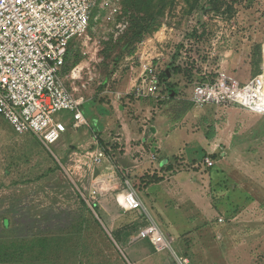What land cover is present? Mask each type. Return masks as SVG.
Masks as SVG:
<instances>
[{
  "label": "rangeland",
  "instance_id": "1",
  "mask_svg": "<svg viewBox=\"0 0 264 264\" xmlns=\"http://www.w3.org/2000/svg\"><path fill=\"white\" fill-rule=\"evenodd\" d=\"M69 51L63 76L84 102V126L74 129L72 114L62 112L68 131L48 146L16 134L0 116V264H182L171 248L157 251L136 238L149 218L143 210L124 211L112 192L118 154L134 153L143 140L131 135L148 126L165 102L185 140L201 148L189 159L181 153L165 163L155 154L150 157L151 165L159 166L154 176L135 179L121 171L122 187L129 188L125 178L138 188L139 178L188 173L203 183L207 196L213 194L212 204L217 189H229L232 210L226 221L237 233L232 239L243 244L233 261L264 264V198L257 194L260 203L250 200L243 192L249 186L238 185L264 178V170L259 175L255 169L264 155L256 151L253 127L245 123L242 108L199 107L193 93L196 81L221 72L243 82L264 74V0H95L88 30ZM147 64L156 68L159 89L143 96ZM148 104L151 117L143 113ZM123 128L127 135L119 141ZM213 143L227 145L217 154ZM100 150L102 161L96 159ZM209 157L235 165L231 174L220 165L209 167ZM247 199L255 200L253 208L240 210ZM202 215H195L200 226L213 225ZM187 225L194 228L195 222ZM186 236L176 238L174 249L192 264H206V252L194 259L195 244Z\"/></svg>",
  "mask_w": 264,
  "mask_h": 264
},
{
  "label": "built area",
  "instance_id": "2",
  "mask_svg": "<svg viewBox=\"0 0 264 264\" xmlns=\"http://www.w3.org/2000/svg\"><path fill=\"white\" fill-rule=\"evenodd\" d=\"M95 0H0V116L18 135H32L44 145L58 143L68 131L62 112L72 114L74 129L87 122L84 102L65 85L64 68L71 43L88 30ZM140 95L158 90L156 68L144 65ZM152 92V93H153ZM194 101L264 113V74L240 81L225 72L194 84ZM103 150L96 159L102 161ZM209 167L214 160L206 159ZM118 202L139 210L142 200L129 189ZM158 251L170 242L155 224L139 232ZM187 260H182L187 264Z\"/></svg>",
  "mask_w": 264,
  "mask_h": 264
},
{
  "label": "crops",
  "instance_id": "3",
  "mask_svg": "<svg viewBox=\"0 0 264 264\" xmlns=\"http://www.w3.org/2000/svg\"><path fill=\"white\" fill-rule=\"evenodd\" d=\"M151 94L154 93L146 92V95L143 96H150ZM168 106L169 105L166 102L161 104V106L157 109L158 111L155 115H152V112L150 111L152 109L150 104L144 107V116L151 117L152 115V121L148 124V126L145 125L142 130H139L138 132H135L131 135L135 136L137 140H143L142 143L138 144L135 147L136 149H133L134 153H132L131 155L128 154L125 157L118 154V157L116 159L117 164L112 165L114 176L111 181L112 192H116L115 194H117L116 199L118 202V196H121L129 189H133L136 191V193L142 200L143 207L139 210L126 212H137L143 210L149 218V224L146 226L155 224L161 229V224L170 227V232L165 233L162 229L161 231L169 240L170 248L174 250L175 254L178 256L181 262L182 260H187V264H192V261L189 257H185L184 255L179 254V252L177 253V251L173 247V244L175 243V241H177L176 238L181 235L187 234L186 237H188V240H191L189 242L195 244V246L192 247L194 259H196L195 253L197 254V258H199V255H204V253L200 252L204 251L206 252L205 257L207 258L206 264H236V260L233 261V259H236V256L241 253L239 251L243 247V244L236 243V241L232 239L233 236L237 233L233 231L232 227H230L226 221L228 218L227 215H230V212L232 210V194L229 189H217V193L215 192V196H217L216 199L218 201L212 204L211 202H213V194L207 196L206 191L203 188V183H201L194 177H187L188 173L187 175L176 174L174 177L167 178L166 180H161L159 178L158 180H149L148 178L141 179L143 176H146V173L154 176L153 174L155 173V169H159L158 165H151L152 161L154 160L151 161L150 157L152 158L155 154L157 156L155 160H158L159 158L162 163H165L169 159V157H173L181 153H185V155L189 159L191 156H195L194 152H197V150L201 148L200 146H202L197 141H193L190 139L185 140L184 133H182L184 131L180 126H178L177 120H174L173 117L168 114ZM197 106L199 105L197 104ZM243 110L246 114L245 123L248 124V127H253L252 129L254 131L255 137L253 142L255 143L256 151L257 153H260V155H264V113L248 109ZM118 135L122 136L119 137L118 140L123 141V138L127 135L125 128L119 131ZM226 145L227 143H213L211 149L212 151L217 153L219 150H221L219 148H223V146ZM229 148L230 147H228L227 150H229ZM148 150L150 156H148ZM138 151L140 155H136ZM226 154L227 151L222 152V156H225ZM211 159L214 160L213 158ZM214 163L216 165H220L221 169L224 170L227 174H231L230 172L235 166H223L221 160H215ZM156 164H158V162H156ZM263 164L264 163H262V161L255 164V169L259 173V175H262L263 173ZM160 166L163 167L164 165ZM121 171H127L132 175V178H135V176H140L141 178H139L138 183L141 186L135 188L130 179L125 178V181L129 188H123L122 182L120 181ZM160 176L163 175L161 174ZM247 180V182L250 184H246L245 181L241 184L238 183V185L243 187L244 184L249 187H253V189L247 187L243 192L246 191L245 193L246 197H249L248 199L253 200L255 198V200L257 199L256 201L258 203L259 201H261V199L258 200V195H261V197L263 196L264 198V178H253ZM202 182L205 181L203 180ZM216 185L219 186V184ZM248 199L246 204L240 206V210H249L253 208L250 206L251 204L253 205L255 203V200L249 201ZM118 205L120 206L119 202ZM260 206L261 205H259L258 207ZM199 212L202 213V216H204L205 218L213 219V225L207 226L206 228L204 226H200L201 224L199 217L195 216L196 214L198 215ZM183 215L186 216L187 221L189 218L188 222L184 221L185 217ZM190 220H192V223L195 222L194 228L187 225ZM146 226H143L141 229L145 228ZM136 238L139 239V241L143 244L145 240L150 241L146 238H140L139 234ZM232 251L236 252V255L234 257H232ZM238 264L243 263L239 261Z\"/></svg>",
  "mask_w": 264,
  "mask_h": 264
},
{
  "label": "trees",
  "instance_id": "4",
  "mask_svg": "<svg viewBox=\"0 0 264 264\" xmlns=\"http://www.w3.org/2000/svg\"><path fill=\"white\" fill-rule=\"evenodd\" d=\"M71 45H72V43H71ZM70 50V49H69ZM70 52V51H69ZM68 57H69V53H68ZM68 57H67V61H68ZM66 64H67V62H66ZM65 67H66V65H65ZM14 131V130H13Z\"/></svg>",
  "mask_w": 264,
  "mask_h": 264
}]
</instances>
